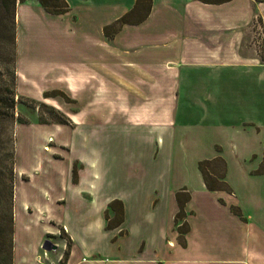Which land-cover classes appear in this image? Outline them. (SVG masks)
<instances>
[{"label":"crops","instance_id":"crops-1","mask_svg":"<svg viewBox=\"0 0 264 264\" xmlns=\"http://www.w3.org/2000/svg\"><path fill=\"white\" fill-rule=\"evenodd\" d=\"M31 1L95 47L83 84L62 86L70 120L51 124L82 130L54 136L67 164L48 167L49 214H37L51 225L27 247L34 264H47L40 250L50 264H264V0H151L120 25L136 0H66L60 13ZM218 155L230 190L207 188L198 167ZM113 199L122 219L107 226ZM50 236L56 247L42 249Z\"/></svg>","mask_w":264,"mask_h":264},{"label":"rangeland","instance_id":"rangeland-1","mask_svg":"<svg viewBox=\"0 0 264 264\" xmlns=\"http://www.w3.org/2000/svg\"><path fill=\"white\" fill-rule=\"evenodd\" d=\"M17 9L14 45L9 41V33L2 29L1 22L5 19L0 20V264H14V253L15 264H34L32 250L27 247L51 225L44 216L49 214L48 167L67 164L68 155L61 152L56 134L59 138L75 137L82 130V126L73 128L66 124L57 130L51 124L70 120L72 110L65 107V101L68 107H75L76 103L62 86L71 82L69 85L78 88L83 84L85 78L80 68L85 62L84 55L95 48L79 40L76 27L61 16L49 15L31 0ZM2 14L5 13L0 8V17ZM105 49L104 45L103 53ZM69 68L75 70L71 77L65 76ZM105 75L111 78L110 72ZM106 76L102 78L103 85L109 83ZM108 91L112 89L108 87ZM108 91L101 95L106 100L104 104L113 97ZM213 133L226 142L225 133L219 132L217 126ZM225 152H231L227 144ZM58 154L60 158L51 163L50 157ZM188 154L185 151L183 156L186 166ZM77 166L74 161V170ZM40 207L47 211L42 219L37 214ZM11 220L14 232L9 231ZM12 244L16 248L10 251ZM42 252H38L37 260L50 264L45 259L46 251Z\"/></svg>","mask_w":264,"mask_h":264},{"label":"trees","instance_id":"trees-1","mask_svg":"<svg viewBox=\"0 0 264 264\" xmlns=\"http://www.w3.org/2000/svg\"><path fill=\"white\" fill-rule=\"evenodd\" d=\"M39 1L48 11L51 12L60 13L68 9V3L66 2V0H39ZM150 3L151 0H136L135 5L118 18L117 20L118 25H120L123 22H136L143 19L148 13ZM0 8H2L3 12L5 13L4 15L2 14L0 17V20L3 18L5 19V21L1 20L2 21L1 23L4 26V27L2 26V29H5V31L9 33V41L10 43H12V45H14L16 38V33H15L16 0H0ZM139 10L141 11L140 13ZM110 27L111 29H109ZM115 30H116V25L114 26L109 25L105 28L107 34ZM198 167L202 173L207 188L230 190V186L225 180L226 162L222 156L218 155L212 158L200 159L198 162ZM256 171L257 172L264 171V154H263V159L260 165L258 166V168L256 169ZM176 197L180 203V207H182L185 198L182 197L179 191L176 192ZM186 197H188V195ZM109 207L113 209L114 214L112 217H109L108 212H106L107 226H113L119 223L122 219V202L119 199H113L109 202ZM180 210L182 211V209ZM234 210H236L235 207ZM181 211L177 213V216L181 214ZM10 226L11 228H9V231L11 229L14 232L13 220H11ZM11 249L13 251V244L10 245V251Z\"/></svg>","mask_w":264,"mask_h":264},{"label":"water","instance_id":"water-1","mask_svg":"<svg viewBox=\"0 0 264 264\" xmlns=\"http://www.w3.org/2000/svg\"><path fill=\"white\" fill-rule=\"evenodd\" d=\"M43 248L45 249H50V248H55L56 244H54L52 241H50L49 239H45L43 244H42Z\"/></svg>","mask_w":264,"mask_h":264}]
</instances>
